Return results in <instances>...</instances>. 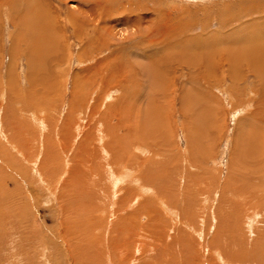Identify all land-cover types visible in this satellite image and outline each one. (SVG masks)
Listing matches in <instances>:
<instances>
[{
    "label": "rangeland",
    "instance_id": "rangeland-1",
    "mask_svg": "<svg viewBox=\"0 0 264 264\" xmlns=\"http://www.w3.org/2000/svg\"><path fill=\"white\" fill-rule=\"evenodd\" d=\"M263 10L0 0V264H264Z\"/></svg>",
    "mask_w": 264,
    "mask_h": 264
},
{
    "label": "bare ground",
    "instance_id": "bare-ground-1",
    "mask_svg": "<svg viewBox=\"0 0 264 264\" xmlns=\"http://www.w3.org/2000/svg\"><path fill=\"white\" fill-rule=\"evenodd\" d=\"M124 3V2H123ZM263 3V2H262ZM126 4V3H125ZM136 4V3H135ZM128 8H129V6H127V10H128ZM145 8H148V6H145ZM253 8V7H252ZM157 9V8H156ZM152 11H155V10H152ZM262 11V10H261ZM264 11V10H263ZM127 12V15H131L130 14V12L131 11H126ZM145 12V11H144ZM158 12V11H157ZM146 13V12H145ZM145 13H143V14H145ZM148 13V12H147ZM247 13V12H246ZM140 16V15H139ZM149 17V16H148ZM147 17V18H148ZM137 18V17H136ZM135 18V19H136ZM143 18V17H142ZM145 18V17H144ZM138 19H139V17H138ZM138 19H137V21H138ZM142 20V19H141ZM139 22H137V24H138ZM133 24H135L134 22H133ZM140 24V23H139ZM146 24H148L147 22H146ZM191 26V25H190ZM142 27V26H141ZM147 27V26H146ZM183 27H185V26H183ZM182 27V28H183ZM188 27H189V25H188ZM188 27H186V29H188ZM137 28H139V26L137 25ZM192 28V27H191ZM115 29V28H114ZM140 29V28H139ZM141 29H143V28H141ZM180 29V28H179ZM138 30V29H137ZM137 30H133L132 31V33L129 35L130 37L131 36H133V35H139V36H141L143 33L142 32H140V30L139 31H137ZM146 30V29H145ZM149 31H152V28H149L148 29ZM181 30V29H180ZM200 31L203 33L204 32V30H202V28H200ZM146 32V31H145ZM182 33V32H181ZM87 35V34H86ZM85 35V36H86ZM187 35H189V34H187ZM145 36V35H144ZM148 36V35H147ZM146 36V37H147ZM149 36H152V34L150 35L149 34ZM148 36V37H149ZM32 37V36H31ZM187 37V36H186ZM195 37H201V36H199V35H197V34H195ZM133 38H136V37H133ZM132 38V39H133ZM34 39V38H33ZM162 38H159L158 39V41H160ZM143 40H145V39H143ZM163 40V39H162ZM29 41H30V39H29ZM92 41V40H91ZM148 42H152V41H149V40H147ZM181 41V40H180ZM203 41V40H202ZM88 42V41H87ZM193 42H194V38H193V36L191 35L190 37H187V38H185V40H184V42H183V44H181V48L180 49H174V50H176L175 51V53H173V52H171L170 50H172L173 51V49H171L170 47L169 48H167V46H165L164 45V43L163 44H161V45H156L155 47H157L156 49L158 50V52H157V54H160V53H162V52H164V51H166V50H169L167 53H165L166 54V57L164 58V57H162V55L160 54V57H161V61L159 62L158 61V58H153L154 60H153V62L154 63H152V66H153V64L154 65H157L159 68L161 67V66H163L164 68L166 67V65L170 62V65H169V67H171V68H173V65H171V64H173V62H177V64L178 63H181V62H183V63H187V66L188 67H193L194 66V68H195V66H197V60L199 59V60H201L200 59V57L201 56H199V54H201V51H200V53H197V49H196V44H195V46H194V48H191L190 46L193 44ZM153 43V42H152ZM42 46V45H41ZM90 46H91V44H90ZM262 46V45H261ZM87 47V46H86ZM94 47V46H93ZM188 47V48H187ZM198 49H201L200 47L198 48ZM264 51V50H263ZM117 52L118 51H116V55L114 54V61L115 62H117V61H119L120 60V57L121 56H118L117 55ZM203 52V51H202ZM120 53V52H119ZM122 54V53H121ZM156 54V53H155ZM182 55H186L185 57H183ZM263 55H264V53H263ZM31 56V53L29 54V57ZM202 56H203V54H202ZM157 57V56H156ZM90 58V57H89ZM202 58V57H201ZM241 58V57H240ZM264 58V57H263ZM212 59V58H211ZM151 60V59H150ZM149 60V62H151ZM202 60H203V58H202ZM95 61V60H94ZM127 61V60H126ZM105 62V61H104ZM97 63V62H96ZM100 63V62H99ZM122 63H123V61H122ZM118 64V63H117ZM199 64V63H198ZM101 65H102V63H101ZM151 65V64H150ZM98 66V65H97ZM128 66H130V65H128ZM143 66V65H142ZM127 67V66H126ZM89 68H87V70H88ZM91 69V68H90ZM127 69V68H126ZM89 71V70H88ZM127 71V70H126ZM89 73V72H88ZM162 74H164L163 72H162ZM256 76L257 77H259V75L256 73ZM91 77V76H90ZM103 77V78H102ZM110 77H108V79H109ZM100 79V81H99V85L97 86V88H96V91L98 92V94L99 95H97V99L95 100L96 101V103H97V105L99 106V107H97V108H99L100 109V111L102 110H105V109H101L100 108V106H101V104H100V102L101 101H103V96L105 97L106 96V91H108L109 89H111L112 87H116V89H117V85H118V83H120L119 81H118V83H117V85L116 84H112V85H114V86H109L110 85V83L109 82H106L105 80V75H102L101 76V78H99ZM14 80V79H13ZM103 80H104V83H103ZM22 82V81H21ZM222 82V81H221ZM101 83H103L104 85L102 86L101 85ZM133 84V83H132ZM30 85H32V84H30ZM51 87V86H50ZM92 87V86H91ZM120 87H121V85H120ZM90 88V87H89ZM49 90H51V89H49ZM90 90V89H89ZM25 91H27V90H25ZM109 92V91H108ZM107 92V93H108ZM30 94V93H29ZM90 96V95H89ZM111 96V95H110ZM107 97V96H106ZM92 98V97H91ZM112 100V99H111ZM43 101V100H42ZM46 102V101H45ZM70 104H72V109H73V107H74V104L73 103H70ZM96 105V104H95ZM114 106V105H113ZM111 107V106H110ZM116 109V108H115ZM114 109V110H115ZM114 110H112V111H110V108H107V111L105 110L104 112H101L100 113V116L99 117H101V116H104L103 118H102V120L100 119V118H98L99 120H94V122L93 123H95L94 125H96L98 128L100 127L99 126V124L102 126V124H103V122L104 123H108L109 121H108V118L109 117H111V116H114V113H113V111ZM78 111V110H77ZM94 111V108H92L91 107V110H89V112H93ZM115 111H117V109L115 110ZM97 113H98V109H97ZM122 113V112H121ZM92 114V113H91ZM94 114V113H93ZM118 114V113H117ZM107 115H109V117L107 116ZM77 117V116H76ZM92 115H90V113H89V121H88V123L87 124H84V130H85V128H87V127H92L91 126V120H93L92 118ZM83 118V117H82ZM97 118V117H96ZM90 122V123H89ZM81 127H83V125H81ZM80 127V128H81ZM93 128V127H92ZM192 128V127H191ZM106 129H107V127H106ZM193 129V128H192ZM81 130V129H80ZM98 130V129H97ZM99 130H101V128H99ZM79 131V130H78ZM77 131V132H78ZM87 131H90L91 132V130L89 129H87ZM80 132V131H79ZM102 132H104V131H102ZM82 133V132H81ZM80 133V134H81ZM92 133V132H91ZM114 133V132H113ZM96 134H98V133H96ZM103 133H101V135H102ZM195 135V134H194ZM79 136V135H78ZM103 136V135H102ZM76 137V136H75ZM99 137V136H98ZM106 137V136H105ZM87 138V137H86ZM55 140V139H54ZM99 140V139H98ZM100 140H101V138H100ZM112 140V139H111ZM102 141H104V140H102ZM99 144H101V143H99ZM110 144V143H109ZM112 144V143H111ZM84 145V144H83ZM80 145H78V147H79ZM98 146V145H97ZM103 146H105L104 144H103ZM111 146V145H110ZM109 146V147H110ZM96 147V146H95ZM107 147V146H106ZM77 148V147H76ZM101 147L99 146V148L98 149H100ZM108 148V147H107ZM78 149V151H79V149H80V147L79 148H77ZM91 149V148H90ZM97 149V148H96ZM95 150V149H94ZM89 150H87V152H88ZM99 151V150H98ZM101 151V150H100ZM76 152V151H75ZM90 152H92V151H90ZM106 152V151H105ZM107 152H108V150H107ZM111 152H112V150H111ZM89 153V152H88ZM78 154V153H77ZM74 155V154H73ZM110 155H112L111 153H110ZM114 155V154H113ZM75 156H76V154H75ZM87 156V155H86ZM90 156V155H89ZM99 156V155H98ZM82 157V156H81ZM84 157V156H83ZM88 157V156H87ZM110 157H113V156H110ZM86 158V157H85ZM95 158V157H94ZM99 158H101V157H99ZM104 159H105V156L103 157ZM107 159V158H106ZM111 159V163H112V158H110ZM114 159V158H113ZM75 160V159H74ZM110 164V163H109ZM133 171L134 170H132V173H133ZM89 172L90 173H92L90 170H89ZM131 173V174H132ZM126 174V173H125ZM124 174V175H125ZM87 175V174H86ZM132 175H136L137 176V174H135V171H134V173L132 174ZM144 175V174H143ZM128 176H129V173H128ZM127 177V176H126ZM130 177V176H129ZM133 177L134 176H131V178L133 179ZM138 177V176H137ZM145 177V176H144ZM124 178V177H123ZM139 179V178H138ZM128 180V179H127ZM133 180H136L135 178L133 179ZM117 182H119V181H117ZM116 182V183H117ZM134 184V183H133ZM136 186V185H135ZM137 186H138V188H137V190L139 189V188H141V187H143V185H142V183L141 184H138L137 183ZM148 189V188H147ZM150 189V188H149ZM145 190V189H144ZM125 191V190H124ZM147 191V190H146ZM145 191V192H146ZM151 191V190H150ZM145 192H144V194H145ZM148 192V191H147ZM153 193V192H152ZM141 194V193H140ZM159 195H161V194H159ZM144 196V195H143ZM130 200V199H129ZM166 201V200H165ZM143 204L145 203V202H142ZM152 209V208H151ZM126 214V213H125ZM128 214V213H127ZM143 214V213H142ZM140 218V217H139ZM128 220V219H127ZM131 220V219H130ZM147 220H149V219H147ZM132 223V222H131Z\"/></svg>",
    "mask_w": 264,
    "mask_h": 264
}]
</instances>
